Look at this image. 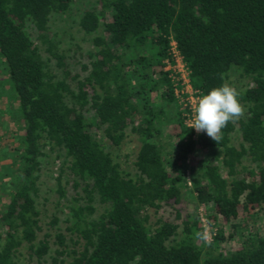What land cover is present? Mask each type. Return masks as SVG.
Wrapping results in <instances>:
<instances>
[{"label": "trees", "instance_id": "obj_1", "mask_svg": "<svg viewBox=\"0 0 264 264\" xmlns=\"http://www.w3.org/2000/svg\"><path fill=\"white\" fill-rule=\"evenodd\" d=\"M73 8L0 0V61L22 127L21 145L0 164V264L23 255L36 264H264V232L240 225L264 208V0H95L75 11L90 45L78 57L52 24ZM171 42L200 95L240 87L245 115L218 144L185 123L164 70ZM127 131L138 141L132 175L99 140L118 147ZM198 150L204 156L190 160ZM49 153L61 157L55 192L66 226L39 238ZM185 189L222 220L209 242L195 237L204 230L196 213L149 224L148 210L173 209ZM236 234L238 246L223 245Z\"/></svg>", "mask_w": 264, "mask_h": 264}, {"label": "rangeland", "instance_id": "obj_2", "mask_svg": "<svg viewBox=\"0 0 264 264\" xmlns=\"http://www.w3.org/2000/svg\"><path fill=\"white\" fill-rule=\"evenodd\" d=\"M75 8L73 12L68 16H62L55 18L52 21L54 29L59 32V38L61 45L69 49L70 55L74 54V51H80L84 53L90 49L89 38L84 36L77 26V15L76 9H80L82 6H86L88 3H93L95 0H74ZM172 43V42H171ZM170 43V44H171ZM75 55V54H74ZM78 57V55H75ZM233 85L236 88L239 87L237 82L234 81ZM240 88V87H239ZM157 100V99H156ZM15 107L14 95L8 85V80L3 64L0 61V164L3 162L8 163L13 157V148L21 145L22 139V127L16 122L15 116L12 113ZM163 138H167L170 133V126L162 128ZM205 133V132H203ZM206 134V133H205ZM232 144L237 145L239 137L237 133L232 135ZM99 140L105 145L106 149L112 154L115 162L119 163L121 167L129 174L134 173L133 160L138 148V141L135 135L127 131L126 136L118 147L111 146L102 137ZM204 156L203 151H195L189 159H199ZM61 164V157L55 153H49L46 158L43 159L42 168L39 172L38 178V194L36 198L37 209L40 213V225L41 232L38 237H42L44 233H49L51 236L56 231H63L66 224L64 223L65 213L64 208L61 204H57V194L55 192L56 184L55 177L58 174ZM224 175V171H222ZM6 199V198H5ZM2 199L1 201H4ZM0 201V203H1ZM101 208L97 206L96 210L99 211ZM173 209L178 210L179 218L175 217ZM173 209L169 207H162L157 212L148 210L147 215L149 224L153 225L157 218L163 217L168 218L175 223H179V219H184L187 214L196 213L203 224V229L209 228L210 238L213 235L217 226L222 225L220 217L215 216L209 205L196 208L192 194L188 189L182 191V195L178 204L173 205ZM264 208L257 211L256 215H253L248 223L244 224L243 221L240 225L243 226L244 230L247 231H260L264 232ZM209 216L212 219L209 220ZM55 217L57 223L54 226L49 225L51 219ZM227 230V228H226ZM240 243V238L236 234L233 238H230L225 245L227 248H235ZM19 264H36L33 260H29L23 255ZM45 264H50L47 259Z\"/></svg>", "mask_w": 264, "mask_h": 264}, {"label": "clouds", "instance_id": "obj_3", "mask_svg": "<svg viewBox=\"0 0 264 264\" xmlns=\"http://www.w3.org/2000/svg\"><path fill=\"white\" fill-rule=\"evenodd\" d=\"M245 112L238 89L223 83L199 97L190 120V127L197 133L205 132L218 144L223 139V130L228 124L239 121ZM195 237L209 242V228L196 232Z\"/></svg>", "mask_w": 264, "mask_h": 264}, {"label": "built area", "instance_id": "obj_4", "mask_svg": "<svg viewBox=\"0 0 264 264\" xmlns=\"http://www.w3.org/2000/svg\"><path fill=\"white\" fill-rule=\"evenodd\" d=\"M169 53L173 63H166L164 70L169 72V77L174 85V94L181 105V109L186 111L184 113L185 123L190 127V120L194 112V107L201 95L190 87L187 72L176 51L174 42L170 44ZM194 131L196 132L195 129Z\"/></svg>", "mask_w": 264, "mask_h": 264}]
</instances>
